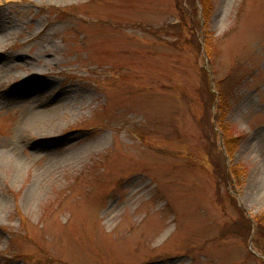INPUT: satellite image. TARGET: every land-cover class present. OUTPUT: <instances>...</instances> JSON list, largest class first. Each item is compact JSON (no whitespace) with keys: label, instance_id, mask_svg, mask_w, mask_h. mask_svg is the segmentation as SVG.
<instances>
[{"label":"rangeland","instance_id":"374dc122","mask_svg":"<svg viewBox=\"0 0 264 264\" xmlns=\"http://www.w3.org/2000/svg\"><path fill=\"white\" fill-rule=\"evenodd\" d=\"M259 217L264 0H0V264H264Z\"/></svg>","mask_w":264,"mask_h":264},{"label":"trees","instance_id":"16d2710c","mask_svg":"<svg viewBox=\"0 0 264 264\" xmlns=\"http://www.w3.org/2000/svg\"><path fill=\"white\" fill-rule=\"evenodd\" d=\"M192 6L195 8V5L194 4H192ZM196 12V9L195 10H193V13H195ZM198 23L200 24V22H199V20H198V22H193V25L195 26V25H198ZM183 24L185 25L186 23L185 22H182V23H180V22H178V23H175V24H173V26H171V28H181L182 26H183ZM189 26V25H188ZM193 27V26H192ZM200 27V25L198 26V28ZM199 29H201V28H199ZM193 31V30H192ZM194 31H195V33L193 34V41H192V45L195 47V48H197L198 50H201L202 49V45H201V37L199 36L200 34H198L197 33V30H195L194 29ZM206 44H208V43H206ZM209 50V46L208 47H206V50ZM217 85H219V83L217 82L216 83ZM218 90H217V94L216 93H213L212 91H211V89L209 88V95L213 98V100L215 101L216 99H217V96L219 97V96H221V94H222V90H221V88L218 86V88H217ZM220 177H222V179H224V180H230V181H232V182H237V181H239V176H240V174H239V172H237V170L236 169H230V171H228L227 169H225V167H223L222 169L220 168V172H219V174H218ZM258 226H259V228L260 229H262V230H264V218H258ZM243 223V224H242ZM246 223V220L245 219H243L242 220V222H240L239 224H242V225H244ZM238 224V225H239ZM246 226H247V224H246ZM245 229H247V232H249L250 233V229H251V227L250 226H247ZM235 231V230H234ZM262 233L263 232H261V235L260 234H258V236H260V239L262 238ZM225 235H228V232L227 231H224L223 233H222V235L220 236V238L221 239H223V237H225ZM245 237H247V235L245 234ZM256 240H260V239H258L257 237L255 238ZM260 250H263L264 251V236H263V244H262V246H261V248H260Z\"/></svg>","mask_w":264,"mask_h":264},{"label":"bare ground","instance_id":"6f19581e","mask_svg":"<svg viewBox=\"0 0 264 264\" xmlns=\"http://www.w3.org/2000/svg\"><path fill=\"white\" fill-rule=\"evenodd\" d=\"M56 112L57 111H55V108H52V106H49L45 110H41V111H37V112L33 113L31 118H34L35 117V119H38V120L44 118V119H46V120H48L50 122H51V119H52V122H54L53 119H54V117L56 115ZM3 157L5 158V161H9V163H12V165H14L13 167L15 169H18L19 166H20V164H21V162H22V161L21 162H18V160H17L18 158H17V156H16L15 153H11V154L10 153H7V156L6 155L1 156V158H3ZM72 215H73V213H72Z\"/></svg>","mask_w":264,"mask_h":264}]
</instances>
